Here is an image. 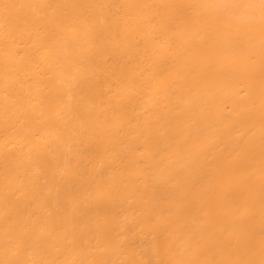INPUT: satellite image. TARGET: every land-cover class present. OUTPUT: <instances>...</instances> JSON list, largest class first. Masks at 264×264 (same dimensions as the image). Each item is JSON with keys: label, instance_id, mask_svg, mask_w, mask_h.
<instances>
[{"label": "bare ground", "instance_id": "6f19581e", "mask_svg": "<svg viewBox=\"0 0 264 264\" xmlns=\"http://www.w3.org/2000/svg\"><path fill=\"white\" fill-rule=\"evenodd\" d=\"M0 264H264V0H0Z\"/></svg>", "mask_w": 264, "mask_h": 264}]
</instances>
